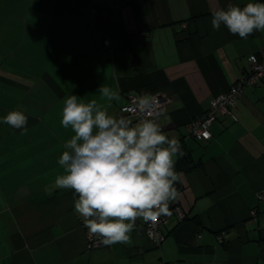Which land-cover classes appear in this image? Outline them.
I'll return each instance as SVG.
<instances>
[{"label": "crops", "instance_id": "0c3cea01", "mask_svg": "<svg viewBox=\"0 0 264 264\" xmlns=\"http://www.w3.org/2000/svg\"><path fill=\"white\" fill-rule=\"evenodd\" d=\"M133 1L0 0V264H264V79L243 88L237 121L218 116L208 142L188 130L264 48V31L243 39L211 24L212 9L250 0H140L139 16ZM102 84L119 92L117 117L129 95L167 100L159 122L184 151L169 206L186 218L168 220L159 247L136 224L130 243L87 252L74 191L55 187L73 134L63 101L104 104ZM16 109L26 131L2 122Z\"/></svg>", "mask_w": 264, "mask_h": 264}, {"label": "clouds", "instance_id": "9594fccd", "mask_svg": "<svg viewBox=\"0 0 264 264\" xmlns=\"http://www.w3.org/2000/svg\"><path fill=\"white\" fill-rule=\"evenodd\" d=\"M211 16L214 30L223 25L243 39L264 31V2L250 0L243 7L229 2L212 9ZM98 91L106 103L84 102L74 94L63 101L61 125L73 134L63 144L57 163L64 172L54 183L57 189L74 191V213L90 235L106 246L128 244L138 219L154 223L169 214V203L179 196L175 185L182 183L175 164L184 151L157 119L144 117L133 123L111 114V102L120 100L118 91L106 84ZM138 108L146 112L148 100L142 98ZM27 121L28 116L16 109L2 122L26 131Z\"/></svg>", "mask_w": 264, "mask_h": 264}, {"label": "built area", "instance_id": "2783aa9c", "mask_svg": "<svg viewBox=\"0 0 264 264\" xmlns=\"http://www.w3.org/2000/svg\"><path fill=\"white\" fill-rule=\"evenodd\" d=\"M95 13V10H93L92 15H95ZM103 44L106 49L112 50L115 42L110 37H107L103 40ZM248 62V72L238 79L234 84H232L227 91L214 97L210 101L208 110L201 117L192 120L189 123L188 130L192 137L196 138L197 140L208 141L211 138L210 126L218 116H225L236 120L233 108L237 98L242 94L243 88L247 86L258 85L264 79V48L259 54L249 56ZM139 101L140 98L137 95H129L127 104L120 109L121 114L131 119L133 123L144 117L155 118L159 123V116L161 113H163L167 104V100L157 94L151 96V98L148 100V110L144 113L139 111ZM258 197L261 196L258 195ZM255 215V210H252L251 216L255 217ZM170 217H174L178 221H182L184 218H186V213L179 205H171L169 206V214L161 215L158 217L156 222H145L142 219H138L136 224H143L147 238L156 247H159L165 239V235L162 231L163 227L167 224ZM80 226L84 232L85 249L87 251L108 246L104 245L98 237H94L89 234L82 218L80 220ZM218 239L221 240V237ZM162 264L172 263L162 262Z\"/></svg>", "mask_w": 264, "mask_h": 264}, {"label": "trees", "instance_id": "16d2710c", "mask_svg": "<svg viewBox=\"0 0 264 264\" xmlns=\"http://www.w3.org/2000/svg\"><path fill=\"white\" fill-rule=\"evenodd\" d=\"M135 4H136V5H135ZM133 5H134V6H133L134 9L136 10V16L142 15V14L144 13V9H143V7H142V5H141L140 0H135V1H133ZM95 15H96V13H95ZM95 15H94V16H95ZM103 45H104V44H103ZM114 46H115V44H114ZM113 48H114V47H113ZM108 50H109V49H108ZM112 50H113V49H112ZM255 86H257V85H255ZM233 112H234V109H233ZM234 114H235V113H234ZM235 116H236V115H235ZM224 117H225V116H224ZM217 118H218V117H217ZM217 118H216V120H217ZM227 118H229V117H227ZM229 119H231V118H229ZM158 120H159V119H158ZM216 120H215V121H216ZM231 120H232V121H237V117H236V120H233V119H231ZM215 121H214V122H215ZM190 122H191V121H190ZM190 122H189V123H190ZM214 122H213V123H214ZM159 123H160V122H159ZM213 123H212V124H213ZM212 124H211V125H212ZM188 125H189V124H188ZM161 126H162V125H161ZM210 127H211V126H210ZM210 133H211V132H210ZM190 136H191V135H190ZM191 137H192V136H191ZM192 138H194V137H192ZM194 139H196V138H194ZM196 140H197V139H196ZM209 140H210V139H209ZM209 140H208V141H209ZM199 141H202V140H199ZM208 141H203V142H208ZM170 218H171V217H170ZM170 218H169V219H170ZM169 219H168V220H169ZM184 219H185V218H184ZM184 219H183V220H184ZM183 220H182V221H183ZM167 223H168V222H167ZM166 225H167V224H166ZM166 225H165V226H166ZM165 226H164L163 228H165ZM162 231H163V230H162ZM163 233H164V232H163ZM164 235H165V234H164ZM107 247H108V246H107ZM107 247H101V248H107ZM97 249H99V248H97ZM85 250H86V249H85ZM92 250H94V249H92ZM86 251H87V250H86ZM89 251H91V250H89ZM89 251H87V252H89Z\"/></svg>", "mask_w": 264, "mask_h": 264}]
</instances>
